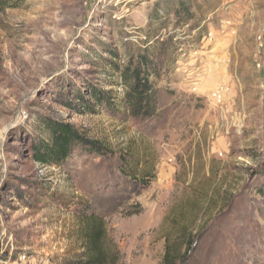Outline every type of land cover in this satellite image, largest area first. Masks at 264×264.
I'll return each mask as SVG.
<instances>
[{"label": "rangeland", "instance_id": "374dc122", "mask_svg": "<svg viewBox=\"0 0 264 264\" xmlns=\"http://www.w3.org/2000/svg\"><path fill=\"white\" fill-rule=\"evenodd\" d=\"M169 39L157 118L69 106L88 83L122 93L109 49L121 64ZM42 118L114 157L36 163ZM122 155L147 185L116 175ZM87 213L118 264L187 241L182 264H264V0H0V264H76Z\"/></svg>", "mask_w": 264, "mask_h": 264}, {"label": "trees", "instance_id": "16d2710c", "mask_svg": "<svg viewBox=\"0 0 264 264\" xmlns=\"http://www.w3.org/2000/svg\"><path fill=\"white\" fill-rule=\"evenodd\" d=\"M157 45L159 51L153 55V48ZM168 45L175 46L170 39L158 40L152 47L137 49L121 64L116 62L118 59L115 52L109 49L108 55L111 59L105 61L108 71H105L104 75L111 78L110 80L113 79L109 81V86L121 89L122 93L118 95L111 89L105 90L98 85L88 83L85 90L79 88L72 90L69 106L91 115H99L100 112L105 111L123 120L157 118L159 110L155 82L163 73L162 67L166 63L165 49ZM38 126L43 134L32 140L31 152L34 161L42 166L62 168V165L74 156L102 159L114 157L113 151L101 142L88 139L78 132L74 125L42 118ZM125 159L123 155L117 157L119 167H116V175L125 178L128 184L147 185L146 180L149 181L147 176L140 178L145 180L144 183L137 181L138 178L134 174L124 173ZM85 212H88V209ZM86 225L83 235L85 254L77 259L76 264H118L117 253L108 254L103 249L104 227L101 219L90 213L86 217ZM177 244L166 243L162 264H182L192 252L190 242L187 241L185 245Z\"/></svg>", "mask_w": 264, "mask_h": 264}, {"label": "built area", "instance_id": "2783aa9c", "mask_svg": "<svg viewBox=\"0 0 264 264\" xmlns=\"http://www.w3.org/2000/svg\"><path fill=\"white\" fill-rule=\"evenodd\" d=\"M214 97H219V93L214 94Z\"/></svg>", "mask_w": 264, "mask_h": 264}]
</instances>
